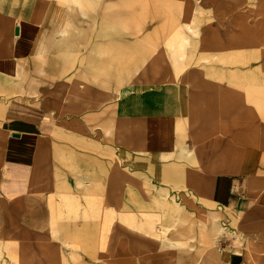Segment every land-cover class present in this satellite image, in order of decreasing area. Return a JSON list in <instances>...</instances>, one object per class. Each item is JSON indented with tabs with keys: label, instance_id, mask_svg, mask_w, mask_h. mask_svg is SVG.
<instances>
[{
	"label": "rangeland",
	"instance_id": "obj_1",
	"mask_svg": "<svg viewBox=\"0 0 264 264\" xmlns=\"http://www.w3.org/2000/svg\"><path fill=\"white\" fill-rule=\"evenodd\" d=\"M10 4L41 28L26 74L54 95L63 146L48 159L78 154L80 179L55 206V234L16 243L2 264H200L233 241L264 264V243L245 242L212 196L239 176L264 203V130L239 129L264 121V66L230 55L254 42L247 24L264 19V0ZM16 83L17 99L42 101Z\"/></svg>",
	"mask_w": 264,
	"mask_h": 264
},
{
	"label": "crops",
	"instance_id": "obj_2",
	"mask_svg": "<svg viewBox=\"0 0 264 264\" xmlns=\"http://www.w3.org/2000/svg\"><path fill=\"white\" fill-rule=\"evenodd\" d=\"M12 1L0 0V79L3 82L7 80L9 84L0 86L1 92L6 93L0 98L4 103L0 105V147H3L0 153L1 264L4 262L2 259H9V254L15 252L16 243H35L55 234V206L65 205L61 199L65 194L79 195L80 179V172L73 170L79 164L78 154L74 160L71 158L63 163L48 159L50 146H63L53 138L55 108L51 97L54 95L34 84L39 82L38 77L26 74L37 41L40 45L41 28L25 17L19 8L12 7ZM251 26L253 28L247 24V30L254 33L250 38L254 42L249 41L248 48L242 50L240 45L232 46L230 55L254 60L255 64L257 62L259 67H263L264 51L260 48H263V43L258 42L261 34L264 35V19ZM234 33L237 30L232 28ZM252 44L255 50L261 51L253 52ZM229 49L226 47L224 50ZM248 73L252 74L250 70ZM17 80L22 84L20 89L24 88L30 96L41 97L42 101L36 103L32 97L28 102L17 99ZM257 82L264 83V79L258 76ZM251 125L239 129L264 130V121H255ZM212 196L220 208L238 218L245 242L264 243L261 242L264 241V203L245 192V184L239 176L216 181ZM71 226L74 230L79 224ZM248 260L247 248L241 249L233 241L228 247L208 250L200 264H252Z\"/></svg>",
	"mask_w": 264,
	"mask_h": 264
},
{
	"label": "water",
	"instance_id": "obj_3",
	"mask_svg": "<svg viewBox=\"0 0 264 264\" xmlns=\"http://www.w3.org/2000/svg\"><path fill=\"white\" fill-rule=\"evenodd\" d=\"M17 33H19V30H17Z\"/></svg>",
	"mask_w": 264,
	"mask_h": 264
}]
</instances>
